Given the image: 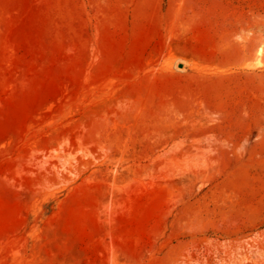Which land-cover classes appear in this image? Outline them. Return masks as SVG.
<instances>
[{"label":"rangeland","instance_id":"374dc122","mask_svg":"<svg viewBox=\"0 0 264 264\" xmlns=\"http://www.w3.org/2000/svg\"><path fill=\"white\" fill-rule=\"evenodd\" d=\"M0 264H264V0H0Z\"/></svg>","mask_w":264,"mask_h":264},{"label":"bare ground","instance_id":"6f19581e","mask_svg":"<svg viewBox=\"0 0 264 264\" xmlns=\"http://www.w3.org/2000/svg\"><path fill=\"white\" fill-rule=\"evenodd\" d=\"M261 52H262V49L259 48V49H258V54H260ZM255 64H256V65H257V64H260V62H259V61H256Z\"/></svg>","mask_w":264,"mask_h":264},{"label":"water","instance_id":"95a60500","mask_svg":"<svg viewBox=\"0 0 264 264\" xmlns=\"http://www.w3.org/2000/svg\"><path fill=\"white\" fill-rule=\"evenodd\" d=\"M178 66H179V67H182V63H178Z\"/></svg>","mask_w":264,"mask_h":264}]
</instances>
